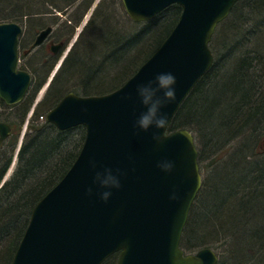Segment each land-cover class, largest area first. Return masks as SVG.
<instances>
[{
  "label": "water",
  "instance_id": "95a60500",
  "mask_svg": "<svg viewBox=\"0 0 264 264\" xmlns=\"http://www.w3.org/2000/svg\"><path fill=\"white\" fill-rule=\"evenodd\" d=\"M240 1L250 0H123L135 22L151 21L172 5L181 6L182 14L123 86L104 95L69 93L48 112L47 122L59 130L82 125L86 138L64 177L33 208L12 264H103L117 253V264H218L212 248L188 255L181 248L203 177L194 134L188 129L170 131V125L212 67L210 43ZM21 33L17 23H0V99L9 106L23 101L32 83L30 73L17 71ZM169 70L177 75V99L166 108L169 123L161 130L163 143L157 144L151 131L133 133L137 106L122 96L137 80ZM10 133V126L1 122L0 142ZM92 156L127 173L108 202L95 192L87 194L93 173L86 161ZM164 157L175 161L170 173L157 167ZM173 190L175 199L170 198Z\"/></svg>",
  "mask_w": 264,
  "mask_h": 264
},
{
  "label": "trees",
  "instance_id": "16d2710c",
  "mask_svg": "<svg viewBox=\"0 0 264 264\" xmlns=\"http://www.w3.org/2000/svg\"><path fill=\"white\" fill-rule=\"evenodd\" d=\"M4 2H13L20 14H26L29 5L28 0ZM181 12V7L173 5L144 23L139 31L129 27L123 50L122 42L114 41L121 38V33L113 29L108 37L118 51L111 57L103 55L101 49L109 45V40L101 37L98 46L94 43L88 47L83 65L66 74L64 81H54L55 88L44 97L49 99L36 108L29 121L15 171L0 188V264H12L33 208L64 177L85 141L83 126L62 131L39 119L58 103L59 86L82 80L103 86L111 78L116 80L117 72L123 69L122 58L127 59L131 73L143 60L145 47L152 46V55L161 46ZM222 25L221 34L211 43L215 61L181 105L170 131L194 129L200 144L210 148L226 141H241L229 152V160L217 168V177L214 179L213 172L206 188L200 190L181 247L187 251L211 247L206 241L218 238L226 243L229 254L218 264H264V152L255 154L264 136V0L238 2ZM158 34L163 36L156 43ZM99 59L101 62H97ZM40 85L33 86L18 105L7 106L0 100V122L8 121L13 128L11 135L0 142V185L13 162L22 126ZM199 159H203L202 150ZM117 261L118 254H114L103 264Z\"/></svg>",
  "mask_w": 264,
  "mask_h": 264
},
{
  "label": "flooded vegetation",
  "instance_id": "af4514ba",
  "mask_svg": "<svg viewBox=\"0 0 264 264\" xmlns=\"http://www.w3.org/2000/svg\"><path fill=\"white\" fill-rule=\"evenodd\" d=\"M28 4L30 10L27 9L26 14L14 11L9 21L22 27L17 71L30 73L31 88L41 84L38 90L42 91L46 87V93H51L52 88H55L56 79L65 80L66 74L70 75L85 63L83 55L90 45L96 43L98 46L97 41L101 37L104 41L109 40V45L101 49L102 54L111 57L112 52L118 51L111 45L113 39L108 37L113 29L117 30L116 34L118 31L121 33V38L116 37L114 41L122 42L120 49L123 50L126 48L129 27L139 31L144 25V22H135L130 18L123 0H28ZM17 8L20 9L14 6L15 10ZM44 32H47L44 39L37 44ZM121 61L123 69L117 72L116 80L111 78L103 86L93 85L85 80L59 86L57 91L64 95L58 102L69 93L83 97L110 93L124 85L144 63L141 61L130 73L126 67L127 59L122 58ZM97 62H101V59ZM56 67L52 82L47 85ZM47 100L43 99L41 103ZM3 122L10 125L12 133L10 122Z\"/></svg>",
  "mask_w": 264,
  "mask_h": 264
},
{
  "label": "clouds",
  "instance_id": "9594fccd",
  "mask_svg": "<svg viewBox=\"0 0 264 264\" xmlns=\"http://www.w3.org/2000/svg\"><path fill=\"white\" fill-rule=\"evenodd\" d=\"M177 99V75L174 71H157L146 78L137 80L134 85L124 92L122 100L137 106V111L132 122L134 134L148 133L151 131L152 139L157 144L163 143L164 137L161 130L169 123L167 106ZM87 167L92 171V184L87 188V194H95L104 202H108L114 190L122 187L123 177L127 174L124 169L100 164L94 156L86 161ZM164 172H172L175 161L167 157L157 162ZM177 193L173 190L171 197L175 199ZM173 264H176L174 260Z\"/></svg>",
  "mask_w": 264,
  "mask_h": 264
},
{
  "label": "rangeland",
  "instance_id": "374dc122",
  "mask_svg": "<svg viewBox=\"0 0 264 264\" xmlns=\"http://www.w3.org/2000/svg\"><path fill=\"white\" fill-rule=\"evenodd\" d=\"M4 1L5 0H0V23H2V22H9L10 19H11V17L13 16L14 11H16L14 9V6L15 5H13V2L12 3H6ZM220 25L218 26V28L216 30V33H215V35L213 37V39L215 37H217L218 35H220L221 32H222L221 30H223V27L224 26L222 25L220 27ZM160 35L161 34H158L157 35V37H156V43H158L160 41L161 37L163 36V35L162 36H160ZM153 50L154 49H152V46L151 45L145 47V51L143 52V60L142 61L148 59L149 56H151L150 54L153 52ZM222 53L223 52L219 53L218 56L220 54H222ZM40 95H41V93L38 92L37 95H36V97H35V100H34V102L32 104V107L34 106V104L36 103V99ZM53 95H54V93H53ZM58 95H59V99H60L64 94L58 93ZM43 97H45V94H43L42 98ZM38 106L39 105H37V107ZM32 107H31V109H32ZM7 112H9V111H7ZM29 114L27 115L26 120H25V123L22 126L21 133H20L19 138H18L17 147L15 149V155H16V153L18 151V147H19L20 141L22 140L24 131L26 130V127H27L26 123H27ZM15 131H16V129L14 130V132ZM190 131H192V133L195 136L196 146H197V148L199 150V155H200V150L203 151V159L202 160L199 159V163H200V167H201V172H202V177H203V186H202V189L201 190H203V188H206L207 182L210 179V177L213 174V172H214V179L217 177L218 171H219V169H217V168L221 164H223L224 162H226L227 160H229V157H230L229 152H231V150L233 148H235V146H237L238 144H240L241 139H237L235 141L232 140V141H229V142L226 141L224 144H221L218 147H216V146L214 147V146H211L210 145L212 147V148H210L209 146H206L205 147L202 144H200L201 142L199 140L200 139L199 134L194 129H192ZM26 133H27V130H26ZM258 145L260 146V148L258 147V149L255 151V154H258L259 152L260 153L261 152H264V136L260 139ZM17 164H18V157L16 159L13 158V162H12V164H11V166H10L8 172H7V175H6V178L7 179H9L12 176L13 172L15 171V169L17 167ZM206 242H208L209 245L212 247V249H214L218 253L219 260H222V259L225 260V258L228 257V255H229L227 253L228 246H225V244H226L225 242L219 240L218 238L215 241H213V239H210V240H208ZM199 249H201V248L193 247L191 250H188L187 252L194 253V252L198 251Z\"/></svg>",
  "mask_w": 264,
  "mask_h": 264
},
{
  "label": "bare ground",
  "instance_id": "6f19581e",
  "mask_svg": "<svg viewBox=\"0 0 264 264\" xmlns=\"http://www.w3.org/2000/svg\"><path fill=\"white\" fill-rule=\"evenodd\" d=\"M57 70V67L55 68V70L52 72V74L55 72ZM210 248H212V247H210ZM218 254V253H217Z\"/></svg>",
  "mask_w": 264,
  "mask_h": 264
}]
</instances>
